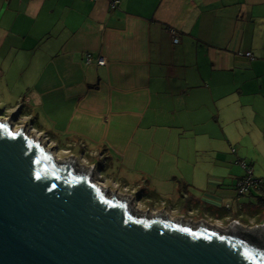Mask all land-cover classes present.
<instances>
[{"label": "crops", "instance_id": "obj_1", "mask_svg": "<svg viewBox=\"0 0 264 264\" xmlns=\"http://www.w3.org/2000/svg\"><path fill=\"white\" fill-rule=\"evenodd\" d=\"M15 111L122 183L142 187L139 174L226 223L244 174L216 172L222 147L264 162V0H0V116Z\"/></svg>", "mask_w": 264, "mask_h": 264}, {"label": "water", "instance_id": "obj_2", "mask_svg": "<svg viewBox=\"0 0 264 264\" xmlns=\"http://www.w3.org/2000/svg\"><path fill=\"white\" fill-rule=\"evenodd\" d=\"M0 264H264V227L140 211L0 117Z\"/></svg>", "mask_w": 264, "mask_h": 264}, {"label": "rangeland", "instance_id": "obj_3", "mask_svg": "<svg viewBox=\"0 0 264 264\" xmlns=\"http://www.w3.org/2000/svg\"><path fill=\"white\" fill-rule=\"evenodd\" d=\"M1 118H9L10 123H12L14 129H18L20 127H23L25 132L33 137L34 139H42L44 142V145L47 149H50L53 154L55 155L56 159H68L69 157H72L77 161L78 166H81L86 170H91L93 175V180L101 185L104 188H107L109 194L116 193L120 196H129L132 204L134 207L140 211H149V212H157V211H164L167 215H169L171 218H178L186 221H190L192 223L199 222L200 220H205L208 224H213L215 226H225V223H223L220 220L212 219V218H200L197 217L195 214L187 213V206L180 205L182 203V199L177 198L176 201L178 202H172L167 201L165 199H156V198H150L145 195L150 189H146L145 185H147V181L145 177H141L139 174L133 175L138 181L141 182L142 187H135L134 185H127L122 183L119 179L116 177V175L111 174L107 168L103 166V160L102 158H99L98 155L95 153H91L89 151L85 154H82L79 150L74 149L70 145H60L57 141L54 139H51L48 134L43 133L40 131L36 126L33 125V123L27 119L22 118L19 116L18 111L13 112L10 115H4L0 116ZM237 137V136H236ZM217 140H220L219 138ZM221 143L222 145H227L228 139L226 140L224 136H222ZM41 141V140H40ZM227 142V143H226ZM237 146V144H236ZM229 149V147H228ZM215 150V149H214ZM222 156L223 160H218L217 163L220 164L217 166L216 172H219L221 169V172H219V175L225 177V182L228 184H235L237 179L243 175L244 169L241 167L240 162L238 163L237 160H235V156L233 159L229 158L228 155L229 152L224 147H222ZM219 151H213V152H206L204 153V156H202V162L200 165V169H204L206 171L213 169L215 171V159L218 157ZM245 158V161L247 164L252 168L253 177H258L257 179H264L259 178L260 176L264 177V165H262L264 162L261 159V156L258 155V160L253 159H247V157L242 156ZM242 160V159H241ZM244 160V159H243ZM239 161V160H238ZM227 162V163H226ZM255 162V163H253ZM105 164V163H104ZM220 166L222 168H220ZM148 180V179H147ZM182 189L185 187V185L181 186ZM262 190V189H261ZM263 191V190H262ZM260 190L252 188L251 193L253 196H250L249 193H246L242 195L241 197L237 198L238 200L232 201V208L231 211L238 208V204L241 203V206L244 205V202L251 201L253 203L257 202V197L264 193ZM250 193V194H251ZM181 197V196H179ZM180 202V204H179ZM185 203H189V201H185ZM230 204V205H231ZM238 206V207H237ZM229 211V210H228ZM230 212V211H229ZM211 216L208 212L206 213ZM232 219V218H231ZM230 219H228L229 221ZM245 225H254L256 220L249 221V219L242 220L240 219ZM227 221V222H228Z\"/></svg>", "mask_w": 264, "mask_h": 264}, {"label": "built area", "instance_id": "obj_4", "mask_svg": "<svg viewBox=\"0 0 264 264\" xmlns=\"http://www.w3.org/2000/svg\"><path fill=\"white\" fill-rule=\"evenodd\" d=\"M118 3H119V0H110V5L112 7L117 6ZM174 41L177 42L176 37H174ZM246 55L251 56V54L249 52L246 53ZM92 60H93V58L91 57V55L88 54L87 55V61L91 62ZM96 62L98 65H104L106 63L105 59L103 57H98L96 59ZM40 140H41V143L44 144L42 139H40ZM240 164H241V167L244 169L245 173L236 183V186H235L236 194L238 196H242L248 192H251L252 188L257 189V190L262 189L264 191V179H257L255 177H253L252 168L245 161H241ZM262 195L264 197V193ZM229 208H230V205H226V209H229ZM157 212H161V211H157ZM200 221L207 223L205 220H200ZM232 223H235L242 228L253 229V228H256L258 226L264 227V218L261 221H258L254 225H251V226L245 225V223H243L239 218H232L228 222L225 223V226H223V227L218 226V227L227 228L230 225H232Z\"/></svg>", "mask_w": 264, "mask_h": 264}, {"label": "trees", "instance_id": "obj_5", "mask_svg": "<svg viewBox=\"0 0 264 264\" xmlns=\"http://www.w3.org/2000/svg\"><path fill=\"white\" fill-rule=\"evenodd\" d=\"M23 113H26V111ZM145 195H147V197H150L151 199L152 198L159 199L158 194L155 192H147ZM198 207L200 208L202 212H208L211 215H216V212L213 209H211V207L205 206L204 203H198ZM239 211L240 213L238 211L235 212V214L232 215V218H240L242 217V215H246L249 218H253V220L261 221L264 218V197L263 195L258 196L257 202L255 203L253 202L245 203L244 205H242V207L239 208ZM218 213L221 214L220 211H218Z\"/></svg>", "mask_w": 264, "mask_h": 264}, {"label": "snow or ice", "instance_id": "obj_6", "mask_svg": "<svg viewBox=\"0 0 264 264\" xmlns=\"http://www.w3.org/2000/svg\"><path fill=\"white\" fill-rule=\"evenodd\" d=\"M0 127H3V125H0Z\"/></svg>", "mask_w": 264, "mask_h": 264}, {"label": "bare ground", "instance_id": "obj_7", "mask_svg": "<svg viewBox=\"0 0 264 264\" xmlns=\"http://www.w3.org/2000/svg\"><path fill=\"white\" fill-rule=\"evenodd\" d=\"M40 143H41V141H40Z\"/></svg>", "mask_w": 264, "mask_h": 264}, {"label": "flooded vegetation", "instance_id": "obj_8", "mask_svg": "<svg viewBox=\"0 0 264 264\" xmlns=\"http://www.w3.org/2000/svg\"><path fill=\"white\" fill-rule=\"evenodd\" d=\"M129 197V196H128ZM130 198V197H129Z\"/></svg>", "mask_w": 264, "mask_h": 264}]
</instances>
